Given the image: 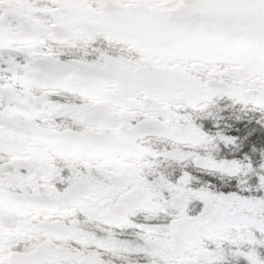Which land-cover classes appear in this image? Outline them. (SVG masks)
I'll return each mask as SVG.
<instances>
[{"label": "snow or ice", "instance_id": "snow-or-ice-1", "mask_svg": "<svg viewBox=\"0 0 264 264\" xmlns=\"http://www.w3.org/2000/svg\"><path fill=\"white\" fill-rule=\"evenodd\" d=\"M0 264H264V0H0Z\"/></svg>", "mask_w": 264, "mask_h": 264}]
</instances>
